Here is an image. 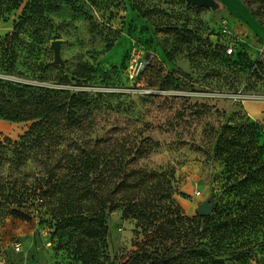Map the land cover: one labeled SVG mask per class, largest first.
I'll list each match as a JSON object with an SVG mask.
<instances>
[{
    "label": "rangeland",
    "instance_id": "1",
    "mask_svg": "<svg viewBox=\"0 0 264 264\" xmlns=\"http://www.w3.org/2000/svg\"><path fill=\"white\" fill-rule=\"evenodd\" d=\"M216 1L213 9L186 0H23L0 20V39L16 24L20 31L16 64L6 70L4 58L0 78L89 93L90 118L70 131L71 140L150 138L158 146L138 163L174 175L186 215L196 216L208 197L216 203L207 223L217 232L210 239L213 264H264V124L251 125L245 108L264 101V69L254 73L252 66L264 64V39L232 13L231 0ZM236 1L264 29V0ZM57 39L64 66L54 62ZM223 43L242 50L240 61L224 54ZM78 68H85V78L73 75ZM32 124L0 118V142L19 140ZM43 169L34 159L25 165L10 160L0 175L25 189ZM53 206L42 190L18 207L23 215L0 206V264H166L143 249L146 236L121 209L109 215V236L97 257L82 255L84 235L60 223Z\"/></svg>",
    "mask_w": 264,
    "mask_h": 264
},
{
    "label": "trees",
    "instance_id": "2",
    "mask_svg": "<svg viewBox=\"0 0 264 264\" xmlns=\"http://www.w3.org/2000/svg\"><path fill=\"white\" fill-rule=\"evenodd\" d=\"M22 2L0 0V20L6 12L18 9ZM19 36L16 24L12 33L0 39V66H4V58L10 63L6 70L16 64L17 53L13 46ZM228 45H222L224 54L240 61L242 50L235 48V53L228 55ZM107 49L110 51L112 47ZM252 66L254 73L264 69L261 61ZM84 69L78 68L73 75L77 79L85 78L87 73L81 72ZM93 103L89 93L33 87L0 78V118L33 121L19 140L0 142V174L4 162L10 160L25 165L34 159L44 167L38 182L24 184L25 189L16 185L10 187V182L0 175V206H11V213L23 215L18 207L37 190H42L54 205V217L60 223L74 225L70 231L84 235L79 238L78 252L90 257H97L100 241L108 239L109 215L121 209L123 218L136 220V226L148 241L143 249L151 257L156 254L167 259L166 264H213L215 252H212L214 244L210 239L214 241L217 232L207 225L213 217L186 215L175 197L178 190L174 175L166 170H149L138 163L158 146L157 143L150 138L135 142L128 135L84 140L83 143L69 138L70 131L90 118ZM250 121L251 125L259 124ZM64 142L68 144L63 145ZM9 151L13 158L7 155ZM153 247L156 250L153 251ZM162 247L165 254L160 255Z\"/></svg>",
    "mask_w": 264,
    "mask_h": 264
},
{
    "label": "crops",
    "instance_id": "3",
    "mask_svg": "<svg viewBox=\"0 0 264 264\" xmlns=\"http://www.w3.org/2000/svg\"><path fill=\"white\" fill-rule=\"evenodd\" d=\"M227 6L230 8L234 15L248 22L251 27L255 28L264 39V29L261 26L256 27V17L250 10H248V8L244 7L240 2L236 0H231L227 3ZM247 42L250 41L247 40ZM245 108L247 109V112L252 120L264 124V101H248L247 103H245Z\"/></svg>",
    "mask_w": 264,
    "mask_h": 264
},
{
    "label": "water",
    "instance_id": "4",
    "mask_svg": "<svg viewBox=\"0 0 264 264\" xmlns=\"http://www.w3.org/2000/svg\"><path fill=\"white\" fill-rule=\"evenodd\" d=\"M188 3L194 4L196 7H210L216 8L218 7V2L216 0H186ZM61 44L62 40L57 39L54 40L51 44V48L54 51V62L59 63L62 66L65 65V62L61 55ZM215 201H213L212 197H208L206 200L201 202L197 208V213L202 216H208L215 208Z\"/></svg>",
    "mask_w": 264,
    "mask_h": 264
},
{
    "label": "built area",
    "instance_id": "5",
    "mask_svg": "<svg viewBox=\"0 0 264 264\" xmlns=\"http://www.w3.org/2000/svg\"><path fill=\"white\" fill-rule=\"evenodd\" d=\"M222 32H223L226 36H228L230 39H233V37H232V33H231V31L229 30V28L224 27L223 30H222ZM226 52H227L228 55H233V54L235 53V48L233 47V45L229 44V45L227 46V48H226ZM130 71H132V73H131V77H132V78L135 77L137 73H136V68L134 67V65H131ZM38 202H39V203H43V202H44V199L41 198V197H39V198H38ZM17 247H19V246H17Z\"/></svg>",
    "mask_w": 264,
    "mask_h": 264
}]
</instances>
